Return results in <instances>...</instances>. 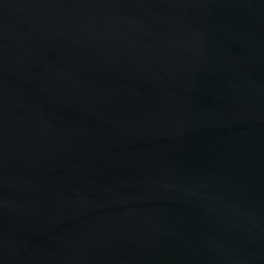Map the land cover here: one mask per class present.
Segmentation results:
<instances>
[{"label": "water", "instance_id": "water-1", "mask_svg": "<svg viewBox=\"0 0 264 264\" xmlns=\"http://www.w3.org/2000/svg\"><path fill=\"white\" fill-rule=\"evenodd\" d=\"M0 264H264V0H0Z\"/></svg>", "mask_w": 264, "mask_h": 264}]
</instances>
